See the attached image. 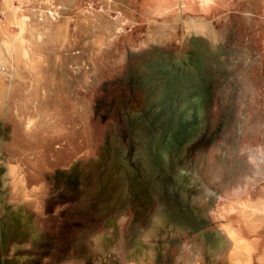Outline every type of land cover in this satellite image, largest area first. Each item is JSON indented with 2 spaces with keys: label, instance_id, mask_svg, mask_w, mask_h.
<instances>
[{
  "label": "rangeland",
  "instance_id": "1",
  "mask_svg": "<svg viewBox=\"0 0 264 264\" xmlns=\"http://www.w3.org/2000/svg\"><path fill=\"white\" fill-rule=\"evenodd\" d=\"M12 3L0 264H264V0Z\"/></svg>",
  "mask_w": 264,
  "mask_h": 264
},
{
  "label": "bare ground",
  "instance_id": "2",
  "mask_svg": "<svg viewBox=\"0 0 264 264\" xmlns=\"http://www.w3.org/2000/svg\"><path fill=\"white\" fill-rule=\"evenodd\" d=\"M12 1L14 2V0H3L2 7L0 10V13L3 15L4 20H6L9 24L13 25L14 27L16 26L18 28V34L16 36L7 35L4 32L3 25L0 22V62L4 60V62H7L8 65H10L8 61V57H12L15 62L20 57H24V58L27 57V51L23 48V38H21V31L23 28V24L22 21H20L17 17L19 6H15L16 4L14 5ZM0 82L2 88L5 89V93H6L7 91L6 84L1 79V77H0ZM5 95L6 94H4V99H5ZM260 207L263 210L264 204H261ZM225 235L227 236L228 239H232L231 234L225 232ZM231 256L232 257L237 256V249L235 252L231 254ZM231 259L232 258H230V260ZM226 262L227 259H220V262L218 263L227 264Z\"/></svg>",
  "mask_w": 264,
  "mask_h": 264
},
{
  "label": "flooded vegetation",
  "instance_id": "3",
  "mask_svg": "<svg viewBox=\"0 0 264 264\" xmlns=\"http://www.w3.org/2000/svg\"><path fill=\"white\" fill-rule=\"evenodd\" d=\"M248 207V206H247ZM264 210V209H263ZM262 209H261V211H263Z\"/></svg>",
  "mask_w": 264,
  "mask_h": 264
}]
</instances>
